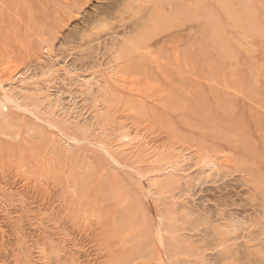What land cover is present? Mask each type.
<instances>
[{"label": "rangeland", "instance_id": "374dc122", "mask_svg": "<svg viewBox=\"0 0 264 264\" xmlns=\"http://www.w3.org/2000/svg\"><path fill=\"white\" fill-rule=\"evenodd\" d=\"M154 1L0 0V264H264V0Z\"/></svg>", "mask_w": 264, "mask_h": 264}, {"label": "bare ground", "instance_id": "6f19581e", "mask_svg": "<svg viewBox=\"0 0 264 264\" xmlns=\"http://www.w3.org/2000/svg\"><path fill=\"white\" fill-rule=\"evenodd\" d=\"M154 1V0H153ZM207 0H198V1H195L194 2V0H155L154 2H156V7L158 8V10L160 11L159 13L160 14H165V7H169L168 8V11L167 12H170L169 14H173L174 12H175V7H177V8H179V7H187V6H190V7H192V9L194 10V11H196L195 13H200L201 12V10H204L205 8H207L208 6H209V3H207L206 2ZM150 2V1H149ZM148 2V3H149ZM154 2L152 3V4H154ZM211 3H212V1H211ZM216 3V5H217V7L218 8H220V10H222V9H224V8H228V9H232V8H234L235 6V4L233 3V4H228V5H224V4H221L220 2H215ZM155 5V4H154ZM215 5H213V4H211L210 5V8H212V7H214ZM191 9V10H192ZM152 11H153V9H152ZM152 14V13H151ZM150 15V14H149ZM151 16V15H150ZM149 16V17H150ZM198 19H196V21H197ZM148 20H146V22H147ZM178 22L177 23H180V21H181V23H182V25H185L186 24V22H188V21H186V20H184V19H182V20H177ZM201 21V20H200ZM172 22V21H171ZM203 23V22H202ZM139 26H141V27H138V24H137V27H138V29H141L143 26H142V24L140 25L139 24ZM145 26V25H144ZM203 26V25H202ZM144 29H145V27H143ZM142 28V31L144 30ZM135 29H137V28H135V26H134V30ZM187 29H190V28H183V30H178L176 33L178 34V35H181V34H183ZM132 31V30H131ZM138 31V30H137ZM140 31V30H139ZM138 31V32H139ZM138 36V34L137 33H135V37L134 38H136L137 36ZM177 40H178V43H179V40L181 41V39H178L177 38ZM158 41H156V45H158ZM148 44H150V43H148ZM154 46V45H153ZM147 48H148V45H147ZM151 49V48H150ZM120 50H121V48H120ZM138 52V51H137ZM136 52V53H137ZM116 53V52H115ZM132 53H135V51L134 52H132ZM144 53H146V52H144ZM172 54V53H171ZM137 55H138V53H137ZM140 55H141V53H140ZM143 55V54H142ZM144 55H146V54H144ZM149 55V54H148ZM151 55V54H150ZM147 56V55H146ZM121 58V57H120ZM176 58V57H175ZM119 60H121V59H119ZM154 61V60H153ZM152 66V65H151ZM167 68L168 67H170V66H166ZM173 67V66H172ZM166 68V69H167ZM156 69H157V72H159V73H165L166 71H164L163 70V68H160V67H157L156 66ZM167 97V96H166ZM153 115V114H152ZM115 136V135H114ZM146 136V135H145ZM167 138V137H166ZM144 139V138H143ZM225 142H227V141H225ZM220 143H222V142H220ZM224 143V142H223ZM228 143V142H227ZM230 143V142H229ZM227 144V145H230V144ZM226 144V143H225ZM180 145V144H179ZM178 145V146H179ZM168 146V145H167ZM169 146H171V145H169ZM214 146H216V145H209L207 142H204V140H199L198 142H191V143H188L187 144V147H183V144L182 145H180V147H179V149H178V152L180 151V152H184L187 156H191V157H193V158H195L196 159V161H195V164L197 163V165L196 166H198V165H201V167L202 168H200V169H203V168H207V167H210L211 166V164L213 163V165H214V161H216L215 159L216 158H218V154L217 155H215L214 153L213 154H210V152L212 153V152H215V151H217V152H219ZM219 146V145H218ZM206 147H209V149L210 150H208L209 152H207V151H205V150H207V148ZM171 148H173V146H171ZM213 148H214V150H213ZM166 149V148H165ZM211 149H212V151H211ZM221 149V148H220ZM176 152V151H175ZM217 152H215V153H217ZM223 152V151H222ZM221 152V153H222ZM177 153V152H176ZM220 154V153H219ZM176 156V155H175ZM174 156V157H175ZM221 157V156H220ZM224 157V156H223ZM188 158V157H187ZM224 158H228L227 156H225ZM192 159V158H191ZM225 159V160H226ZM198 160V161H197ZM189 161V160H188ZM227 161V160H226ZM225 161V162H226ZM223 162V161H222ZM216 163V162H215ZM194 164V163H193ZM220 164V163H219ZM175 165V164H174ZM177 165V164H176ZM179 165V164H178ZM198 167H200V166H198ZM185 168V167H184ZM195 168V167H194ZM217 168V167H216ZM227 168V167H226ZM208 169V168H207ZM206 169V170H207ZM233 169V168H232ZM235 173H237V174H240L241 175V173H243L242 171H235V170H233ZM244 173H246L247 175L250 173L248 170L247 171H244ZM234 174V173H233ZM243 176H245V175H243ZM250 176V175H249ZM251 177V176H250ZM249 178V177H248ZM207 179V178H206ZM249 184H251V186L250 185H248V183L246 184V186L248 185V187L250 188V191H251V193H253V195L255 196V198H258L261 202H263L264 203V191H260V190H258L259 188L256 186V185H254V184H252V183H249ZM261 189V188H260ZM256 193H258V194H256ZM254 196H253V199H254ZM255 202V203H254ZM250 203L252 204V205H255V207L259 210V212H262V214L261 215H264V204H259V206H258V204H256V201H252V200H250ZM261 223V222H260ZM258 225V224H257ZM221 227V226H220ZM262 227V226H261ZM260 227V228H261ZM264 227V226H263ZM208 228V227H207ZM237 228V227H236ZM206 228H204V230H205ZM209 229H211V228H209ZM263 229V228H262ZM261 229V230H262ZM203 230V231H204ZM207 230V229H206ZM205 230V231H206ZM208 231V230H207ZM263 231H264V229H263ZM210 233V232H209ZM264 233V232H263ZM213 235H214V233H212ZM209 235V234H208ZM215 236V235H214ZM213 237V236H212ZM215 238V237H214ZM226 241V240H225ZM228 255V254H227ZM193 255H192V253H189V255H188V257L189 258H191ZM224 261V260H223Z\"/></svg>", "mask_w": 264, "mask_h": 264}]
</instances>
